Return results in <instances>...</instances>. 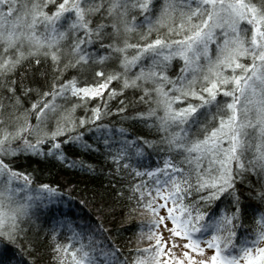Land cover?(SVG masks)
<instances>
[{
    "label": "snow or ice",
    "instance_id": "snow-or-ice-1",
    "mask_svg": "<svg viewBox=\"0 0 264 264\" xmlns=\"http://www.w3.org/2000/svg\"><path fill=\"white\" fill-rule=\"evenodd\" d=\"M0 264H264V0H0Z\"/></svg>",
    "mask_w": 264,
    "mask_h": 264
},
{
    "label": "trees",
    "instance_id": "trees-1",
    "mask_svg": "<svg viewBox=\"0 0 264 264\" xmlns=\"http://www.w3.org/2000/svg\"><path fill=\"white\" fill-rule=\"evenodd\" d=\"M67 152L69 156H72L73 158L79 156L85 161L96 162L100 159L94 154H81L75 149H67ZM157 159L158 158L153 155L148 163L155 166L157 164ZM18 166L22 169H28L29 171L36 169L34 173V184L49 182L58 185V187L67 192L68 197L73 198V213H79L85 219H95L97 205L92 201L91 193L101 192L104 190L102 186L106 185V180L103 175L89 176L86 173L79 170H73L72 168L65 167L62 164L47 161L38 163L36 160L31 158H21L18 162ZM69 185H72L73 187L69 188ZM105 199L109 202L113 199L110 191L105 195ZM80 200H85V204L83 206L79 204ZM121 203H126V201L116 203L112 207L111 213L105 214V220L111 224V229L104 234L97 235V239L101 240V247L103 246V242L107 236L117 237L121 243H124L131 237L135 230L131 227V225H135L137 223V219H133L128 223L121 222V217L124 214L123 209L120 206ZM107 226L108 225L106 224V227ZM117 227L119 228L118 233L116 231ZM66 235L67 233H61L60 239L64 240Z\"/></svg>",
    "mask_w": 264,
    "mask_h": 264
},
{
    "label": "rangeland",
    "instance_id": "rangeland-1",
    "mask_svg": "<svg viewBox=\"0 0 264 264\" xmlns=\"http://www.w3.org/2000/svg\"><path fill=\"white\" fill-rule=\"evenodd\" d=\"M165 235H166V233H165Z\"/></svg>",
    "mask_w": 264,
    "mask_h": 264
}]
</instances>
